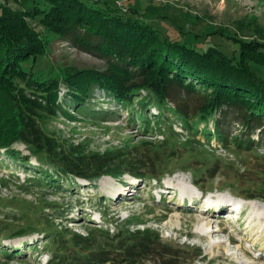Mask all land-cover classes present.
<instances>
[{
	"label": "rangeland",
	"instance_id": "obj_1",
	"mask_svg": "<svg viewBox=\"0 0 264 264\" xmlns=\"http://www.w3.org/2000/svg\"><path fill=\"white\" fill-rule=\"evenodd\" d=\"M98 1L112 9H121L126 15H141L142 21L169 40L194 39L205 50L215 47L229 57L237 49L231 39L264 44V0ZM33 3L34 0H0V7L18 12L33 10ZM24 21L38 36L36 42L45 52L33 64L34 71L45 70L46 76L50 74L49 79L64 82L68 70L107 69L106 59L61 41L54 29L41 23L40 17L24 18ZM123 28L114 29L122 34L123 40L127 37L139 45L153 41L144 31ZM154 43L142 60L151 62L153 74H160L166 54L162 59L153 51L156 48L160 52L168 51L165 47L169 44ZM152 55L156 59L149 61ZM255 69L264 78V68ZM173 72L174 69H169L165 75L176 81ZM26 95L32 100L39 98L27 92ZM132 100V105H127L102 86H93L89 96L78 102L62 83L57 98L60 107L55 115L44 111L30 115L41 130L68 152L76 151V155L89 158L128 150L147 166L154 167L156 179L147 173L148 168L143 179L130 174L107 175L95 181L61 176L56 174L55 166L41 163L22 140L15 141L9 150L0 148V264H49L52 256L58 258L54 264L89 260V249L72 241L63 242L61 238L67 234L86 237L97 228L115 230V234L118 230L123 233L147 228L158 234L160 240L153 242L151 255L145 256L141 264H264V234L259 232L261 228L249 227V220L254 217L252 209L249 210L252 215L242 217L239 224L235 219L224 221L215 213L206 215L204 207L200 208L206 204L205 197L212 196L203 190L214 191L216 202L234 201L233 195L256 194L259 197L250 204L264 206V121L256 127L244 124L235 108L206 114L208 120L199 121L205 92L180 86L171 88L167 104L162 106L154 93L145 90L134 93ZM178 105L186 109L187 118L176 112ZM140 111L144 117H140ZM6 116L0 113L1 126L14 130V124ZM218 120L221 132L239 140H244L247 134L251 144L243 147L236 144L231 150L226 149L229 144H223L218 137ZM26 157L27 162L21 161ZM196 176L202 177L198 185H194ZM125 183L129 195L119 198L115 193ZM164 184L175 188L186 186L199 203L193 210L178 209L175 203L181 195L174 194L176 189L174 193H164V189L160 192L156 185ZM159 193L164 195L162 200ZM174 197L177 198L173 200ZM204 215L214 218L219 225L213 228H225L224 233L208 240L198 237L196 226ZM22 231L26 234L15 235ZM93 237L98 236L94 233ZM218 242L223 243L217 246ZM6 251L10 256L18 255L8 259L4 255Z\"/></svg>",
	"mask_w": 264,
	"mask_h": 264
},
{
	"label": "trees",
	"instance_id": "obj_2",
	"mask_svg": "<svg viewBox=\"0 0 264 264\" xmlns=\"http://www.w3.org/2000/svg\"><path fill=\"white\" fill-rule=\"evenodd\" d=\"M34 3L33 10L18 12L0 7V113H6L8 116L5 118L14 124V130H8L0 122V148L9 150L15 141L22 140L41 163L55 166L57 175L82 177L88 181L107 175L120 177L125 174L143 179L147 168V173L152 174L153 179L158 177L154 174V167L147 166L128 150L80 157L75 154V150V153L68 152L61 143L41 130L30 114L44 111L54 116L60 107L57 98L62 83L78 102L89 96L93 86H102L127 105H132L133 94L142 90L154 93L161 106L167 104L173 86L185 87L193 92L202 90L205 92V104L198 112L199 121H206V114L223 112L225 108L237 109L240 121L252 124L251 127L260 126L259 123L264 121V78L255 69L264 68V44L228 38L237 46L229 57L215 47L205 50L194 39L169 40L151 24L142 21L141 15H126L121 9H112L98 0H34ZM36 17L41 18L45 27L54 29L61 41L70 42L106 59L107 69L103 72L95 68L68 70L64 82L49 79L47 76L50 74L46 76L45 70L34 71L33 64L38 63L45 52L36 42L39 41L38 36L30 25L25 24L24 18ZM120 27L144 31L145 35L153 37V41L148 42L149 45H139L127 37L123 40L122 34L114 30H120ZM153 42L156 45L169 44V47H165L168 51L160 52V48L153 51L162 59L163 54H166L160 74H153L151 62L142 60L152 49L150 45ZM170 49L172 54L169 53L172 52ZM151 57L149 61L156 59L155 55ZM28 64L31 65L27 69ZM169 69H174L172 74L176 81L169 80L165 75ZM197 85L200 89H197ZM26 92L39 98L32 100ZM175 110L182 118L188 117V112L182 106H176ZM139 113L140 117H144V112ZM145 121L147 118H144ZM219 125L221 123L218 120V137L223 144H229L226 149L251 144L247 134L244 140L236 136L229 137L221 132ZM21 161L27 162L28 158ZM201 181L202 177L196 176L194 185ZM258 197L256 194L246 196L249 199ZM114 232L97 228L94 232L97 238L93 237V233L86 237L67 234L61 239L90 250L89 260L74 261V264H141L147 258L145 256L151 255L153 242L160 240L158 234L147 228L123 233L118 230L117 234ZM25 234L22 231L15 235ZM4 255L10 259L18 254L10 256L9 251H6ZM56 260L58 258L52 256L49 264H54Z\"/></svg>",
	"mask_w": 264,
	"mask_h": 264
},
{
	"label": "bare ground",
	"instance_id": "obj_3",
	"mask_svg": "<svg viewBox=\"0 0 264 264\" xmlns=\"http://www.w3.org/2000/svg\"><path fill=\"white\" fill-rule=\"evenodd\" d=\"M110 179H112V178H110ZM126 184L127 183H125V185ZM133 185H135V183ZM159 187L164 189L165 193H174V191L176 189L177 192H175L174 194L175 195L180 194L182 197L180 199L179 198L176 199L177 202L175 203V204H177L178 209H180V210H185V211L193 210L196 203L197 204L199 203V202H197V199L193 197L190 189L187 188L186 186H180L179 188H175L172 186V184H168V185L164 184V185L159 186ZM115 194L118 195L119 198H120V196L129 195L127 185L123 186L121 188V190H117ZM162 196L164 197V195H162ZM175 198H177V197H174L173 200H175ZM217 205L218 206H214L210 210L214 209V210H218V212H223L226 210H230L233 206V204H231L228 200H220V201L218 200ZM252 205H253L252 213H254V217L249 220V224H250L249 227H252L253 230H256L257 228H261V230L259 232L264 234V206L260 205L259 203H252ZM208 211L209 210H206L204 212V214L210 215ZM233 213H235V211H233ZM206 215H204L198 219V225L196 226V234L198 235V237H201L204 240H208V239L212 238L214 235H218L220 233L223 234L224 233L223 230L225 228H223V230L214 229L213 227L216 226V224L219 225V223H217V221L214 220V218H212L211 216L207 217ZM184 233L185 232L183 231L182 234H184ZM187 234L189 235L190 232H187ZM222 243L223 242H218L217 246L222 245ZM241 249H242V247H240V250Z\"/></svg>",
	"mask_w": 264,
	"mask_h": 264
}]
</instances>
